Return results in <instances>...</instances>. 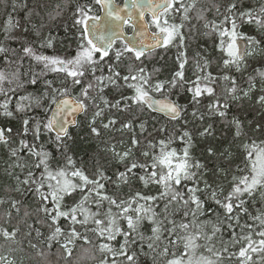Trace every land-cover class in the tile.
I'll return each instance as SVG.
<instances>
[{
	"label": "snow or ice",
	"instance_id": "6c2138e0",
	"mask_svg": "<svg viewBox=\"0 0 264 264\" xmlns=\"http://www.w3.org/2000/svg\"><path fill=\"white\" fill-rule=\"evenodd\" d=\"M0 9V264H264V0Z\"/></svg>",
	"mask_w": 264,
	"mask_h": 264
},
{
	"label": "trees",
	"instance_id": "16d2710c",
	"mask_svg": "<svg viewBox=\"0 0 264 264\" xmlns=\"http://www.w3.org/2000/svg\"><path fill=\"white\" fill-rule=\"evenodd\" d=\"M9 11H11V9H9ZM3 15V10L0 9V16ZM14 15H22V12L21 13H14Z\"/></svg>",
	"mask_w": 264,
	"mask_h": 264
}]
</instances>
